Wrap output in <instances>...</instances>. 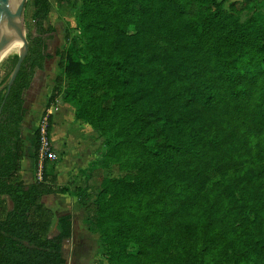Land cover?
<instances>
[{
    "label": "trees",
    "instance_id": "trees-1",
    "mask_svg": "<svg viewBox=\"0 0 264 264\" xmlns=\"http://www.w3.org/2000/svg\"><path fill=\"white\" fill-rule=\"evenodd\" d=\"M129 1L139 17L152 21L163 48L134 46L107 0H84L78 34H67L66 47L56 54L61 70L56 85L64 94L55 88L47 104L50 109L61 97L76 120L108 137L102 158L81 171L86 184L100 178L118 147L123 146L117 160L125 149L128 161L135 158L130 151L143 160L135 175L104 186L106 198L123 202L108 217L105 199L90 204L87 188L57 185L47 163L42 181L26 186L21 180L25 94L52 59L47 43L57 34L46 25L50 0H27L25 9L29 3L33 8L26 28L29 52L10 92L6 85L0 93V264H67L64 246L73 239L74 215L56 218L43 201L51 195L78 199L87 229L110 252L136 244L139 254L154 249L165 256L164 264H264V0ZM17 60L10 58L2 84ZM158 74L182 82L168 105L153 103ZM74 82L112 88L104 95L90 89L85 100ZM88 105L96 106V115ZM248 106L255 110L245 111ZM207 118L221 120L223 135L208 132L201 123ZM38 150L36 132L35 173ZM154 163L159 164L152 168ZM161 169L175 177L176 191L184 183L206 198L202 217L183 226L159 224L160 205L170 193L158 175ZM143 200L152 215L139 211Z\"/></svg>",
    "mask_w": 264,
    "mask_h": 264
},
{
    "label": "rangeland",
    "instance_id": "rangeland-1",
    "mask_svg": "<svg viewBox=\"0 0 264 264\" xmlns=\"http://www.w3.org/2000/svg\"><path fill=\"white\" fill-rule=\"evenodd\" d=\"M109 4L110 13L118 16L115 17L119 20L121 27L125 30L128 37V41L134 46L149 47L152 48H163L164 43L162 37L159 33L154 32L152 28V21L145 16L139 17V12H134L135 4L129 0H107ZM230 2L232 0H229ZM51 2V13L49 15L47 27H53L57 31V34L47 43L48 50L47 53L52 56V59L47 61L44 65L43 71H38L33 79L30 89L25 94V107L28 110L27 121L25 122L26 128L24 136V144L26 147V154L24 161L29 164L30 156H32V161L34 162V146H35V135L37 132V127L41 117L51 112L50 118H52L51 127V139L54 149L58 152L59 160L55 163L47 162V169L51 173H55V167L63 163L66 159L74 154V151L81 147L84 143L95 148L91 150L89 158L82 165H77L73 168L69 175L75 174L70 179L72 180V190H77V188H87L86 196L88 202L94 203L96 200L101 198L105 199L106 203L103 208L104 216H112L115 214L116 210L120 205L123 204L120 197L115 196V198L110 201V199L105 197L104 186L113 187L119 180L128 179L129 175L133 176L137 172L136 170L140 168L144 162L141 160L140 155L137 153H130L135 158H130L131 162L128 161L126 151L123 150L122 156L117 160L116 153H119L123 146L116 148L113 152L114 156L100 172V178H94L87 184L81 177L80 169L85 167L90 160H100L103 154L106 152L107 148L104 146V142L107 141L108 137L101 131L94 128L92 123H88L84 120H71L70 124L75 127L69 128L67 133L62 131L59 127H55V120L57 118L56 112L58 110V105L62 103V98L59 97L50 107L47 109V104L50 99L53 90L60 87L56 85V79L61 76V70L59 69L60 58L57 57L58 51H63L66 47V35L70 34L75 36L79 32L77 24V13L82 8L84 0H70L69 4H59L57 0H50ZM13 7L15 8V1L13 2ZM227 7V5H226ZM13 8V12H14ZM33 8L32 3H29L27 9L23 13V21L25 26V31L27 26L32 22ZM112 16V15H111ZM114 17V16H113ZM167 36L174 37L172 32L168 31ZM27 40V32H26ZM161 44V46L159 45ZM147 54V53H146ZM15 56L9 54V57L4 61H0V93L4 90L3 80L6 73L10 67V58ZM160 81L156 88V96L153 98V103H159L161 105H168L169 99L175 98L179 95L182 82L179 78L169 74L167 76H161L158 74L156 76ZM99 85H86L83 82H74L73 86L76 87L75 92L80 97L87 100L89 98L88 93L90 89H97L96 92L100 94H108L112 88L111 85L103 83H98ZM61 94L63 93V89ZM70 106V105H69ZM71 107V106H70ZM87 111L91 114L96 115V106L88 105ZM73 109V108H72ZM74 110V109H73ZM253 111L254 107L248 106L245 111ZM203 126L210 133L223 135L226 131L224 124L221 120L217 119H203ZM25 134V135H24ZM228 148V147H226ZM129 149V148H128ZM32 150V151H31ZM130 157V156H129ZM74 158V157H72ZM89 159V161H87ZM132 163V164H130ZM153 164V163H152ZM151 164V165H152ZM159 163H154L155 168ZM135 165L130 172V167ZM136 167V170H135ZM151 167V166H150ZM159 176L166 181L164 187L170 190L169 194L164 196L167 204H161V215L158 218L159 224H177L178 226H183L193 221L195 218L202 217L205 212V204H208L205 197L197 196L194 191L190 192L189 186L186 184H179L176 191L174 184L172 182L175 178L172 173H168L165 169H161L158 172ZM64 180L63 173L61 174ZM180 191H183L181 193ZM181 194V195H180ZM180 197V198H179ZM51 199L48 200L50 208H52L57 218V215L61 213H72L74 215V235L70 242H67L64 246V255L67 259V264H164L167 263L165 256L160 253L156 254L153 249H147L144 254H139V247L136 244H131L126 250V252L119 251L110 252L103 247L99 235L97 233L90 232L86 225L85 219L86 214L84 208L79 204L76 198H66L58 199L56 201ZM44 201V200H43ZM139 206V211L143 214L152 215V208L145 200H143ZM59 212L57 211L58 207ZM186 216V219L183 217ZM59 217V216H58ZM260 227V226H259ZM163 228V232H164ZM260 229V228H258ZM179 234V231H176ZM167 233V232H166ZM174 244V243H171Z\"/></svg>",
    "mask_w": 264,
    "mask_h": 264
},
{
    "label": "crops",
    "instance_id": "crops-1",
    "mask_svg": "<svg viewBox=\"0 0 264 264\" xmlns=\"http://www.w3.org/2000/svg\"><path fill=\"white\" fill-rule=\"evenodd\" d=\"M232 1H239V0H232ZM231 1V2H232ZM58 110L56 112L57 118L55 120L56 124L55 127L58 129V127L64 131L65 133H67V130L72 127H75L74 125H71L70 122L71 120H75V115H74V110L72 109V107H70L68 104L65 103H60L58 105ZM27 121V119H25L24 121V126H25V122ZM25 127H24V133H25ZM25 135V134H24ZM95 148L93 146H89L88 144L84 143L81 147H78L77 150L74 151V154L69 157L68 159H66L63 163H61L60 165L55 167V175L57 176V185L59 186H66L69 185L70 183H72V180L70 179L71 177H73L75 174H70V172L73 170L74 167H76L77 165H82L85 161L86 158H89L90 153L92 154L91 150ZM32 151V150H31ZM56 152H58L55 149ZM25 154H26V147H25V152H24V158L22 160L21 163V180L23 181L24 185L29 186L32 185L33 183H35L36 181V173H35V165L34 162L32 161V156H30V163L27 164L24 159H25ZM74 157V158H72ZM34 160V159H33ZM87 161H89V159H87ZM96 160H90L85 167H82L80 169L79 172L85 170L88 168L89 164L94 162ZM63 173L64 176V180L62 179L61 174ZM75 191V190H73ZM69 198L68 195H51V196H47L44 198V204L53 212L54 210L52 208H50L49 204H48V200L51 199L52 202L56 201L58 199H66ZM50 200V201H51ZM58 207V206H57ZM59 208H63V207H58L57 211H59ZM60 213L63 211H59ZM65 214H69V213H61L58 216L61 215H65ZM55 215V214H54ZM74 224H75V219H74Z\"/></svg>",
    "mask_w": 264,
    "mask_h": 264
},
{
    "label": "water",
    "instance_id": "water-1",
    "mask_svg": "<svg viewBox=\"0 0 264 264\" xmlns=\"http://www.w3.org/2000/svg\"><path fill=\"white\" fill-rule=\"evenodd\" d=\"M27 0H20L17 14L13 15V0H0V61L12 51H16L22 45L17 63L9 77L7 93L10 92L21 70L24 60L29 52L28 41L23 21V13Z\"/></svg>",
    "mask_w": 264,
    "mask_h": 264
},
{
    "label": "built area",
    "instance_id": "built-area-1",
    "mask_svg": "<svg viewBox=\"0 0 264 264\" xmlns=\"http://www.w3.org/2000/svg\"><path fill=\"white\" fill-rule=\"evenodd\" d=\"M50 115L51 112L44 114L37 127L39 150L36 179L38 181H42L45 164L47 162L55 163L59 160V156L52 145Z\"/></svg>",
    "mask_w": 264,
    "mask_h": 264
},
{
    "label": "bare ground",
    "instance_id": "bare-ground-1",
    "mask_svg": "<svg viewBox=\"0 0 264 264\" xmlns=\"http://www.w3.org/2000/svg\"><path fill=\"white\" fill-rule=\"evenodd\" d=\"M14 1H15V8L13 7V8H14L13 15H14V18H15L16 14H17L18 7H19V2H20V0H13V2H14ZM21 50H22V45H21V47H20L19 49H17L16 51H12V52H10V53H11V55H13V56H18ZM10 53H8V54L6 55V57H4L1 61H4L5 59H7V58L9 57V54H10Z\"/></svg>",
    "mask_w": 264,
    "mask_h": 264
}]
</instances>
